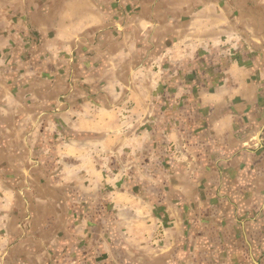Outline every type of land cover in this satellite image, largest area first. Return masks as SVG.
Wrapping results in <instances>:
<instances>
[{
  "label": "crops",
  "instance_id": "crops-1",
  "mask_svg": "<svg viewBox=\"0 0 264 264\" xmlns=\"http://www.w3.org/2000/svg\"><path fill=\"white\" fill-rule=\"evenodd\" d=\"M0 8V264H264V0Z\"/></svg>",
  "mask_w": 264,
  "mask_h": 264
},
{
  "label": "rangeland",
  "instance_id": "rangeland-1",
  "mask_svg": "<svg viewBox=\"0 0 264 264\" xmlns=\"http://www.w3.org/2000/svg\"><path fill=\"white\" fill-rule=\"evenodd\" d=\"M0 15H1V8H0ZM10 16H12V15H10ZM0 19H1V16H0Z\"/></svg>",
  "mask_w": 264,
  "mask_h": 264
}]
</instances>
